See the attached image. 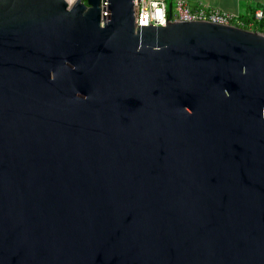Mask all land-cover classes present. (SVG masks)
<instances>
[{"label":"water","instance_id":"1","mask_svg":"<svg viewBox=\"0 0 264 264\" xmlns=\"http://www.w3.org/2000/svg\"><path fill=\"white\" fill-rule=\"evenodd\" d=\"M86 2L0 0V264H264V35Z\"/></svg>","mask_w":264,"mask_h":264},{"label":"built area","instance_id":"2","mask_svg":"<svg viewBox=\"0 0 264 264\" xmlns=\"http://www.w3.org/2000/svg\"><path fill=\"white\" fill-rule=\"evenodd\" d=\"M82 2L88 6L86 0H82ZM133 3L135 26H164L169 21H202L222 25H234L240 28L246 27L245 23L240 20L239 16L236 14L212 10L203 5H199L192 9L184 0H174V2L170 4V19H168L169 12L165 0H133ZM253 18L263 24L262 29L257 32L264 35V4L261 8L253 12Z\"/></svg>","mask_w":264,"mask_h":264},{"label":"crops","instance_id":"3","mask_svg":"<svg viewBox=\"0 0 264 264\" xmlns=\"http://www.w3.org/2000/svg\"><path fill=\"white\" fill-rule=\"evenodd\" d=\"M167 4V7L171 4ZM190 8H195L199 5L206 6L212 10L229 12L239 16V19L245 18L247 20L246 27L249 30L259 31L263 25L253 18V12L261 8L264 0H184Z\"/></svg>","mask_w":264,"mask_h":264},{"label":"trees","instance_id":"4","mask_svg":"<svg viewBox=\"0 0 264 264\" xmlns=\"http://www.w3.org/2000/svg\"><path fill=\"white\" fill-rule=\"evenodd\" d=\"M241 20L246 24L247 20L245 18H241ZM244 28L248 29L247 27L244 26ZM262 29V26L259 28V31Z\"/></svg>","mask_w":264,"mask_h":264},{"label":"rangeland","instance_id":"5","mask_svg":"<svg viewBox=\"0 0 264 264\" xmlns=\"http://www.w3.org/2000/svg\"><path fill=\"white\" fill-rule=\"evenodd\" d=\"M167 4H169L170 0H165ZM172 2H174V0L171 1V4ZM173 11H174V8H173Z\"/></svg>","mask_w":264,"mask_h":264}]
</instances>
